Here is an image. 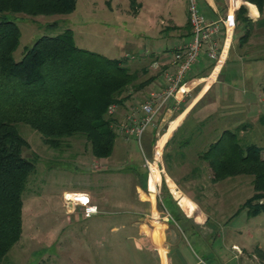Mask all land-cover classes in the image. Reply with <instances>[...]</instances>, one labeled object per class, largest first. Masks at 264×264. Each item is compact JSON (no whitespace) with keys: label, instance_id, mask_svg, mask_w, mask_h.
I'll list each match as a JSON object with an SVG mask.
<instances>
[{"label":"rangeland","instance_id":"rangeland-1","mask_svg":"<svg viewBox=\"0 0 264 264\" xmlns=\"http://www.w3.org/2000/svg\"><path fill=\"white\" fill-rule=\"evenodd\" d=\"M87 2L77 0L76 9L68 15L6 13L5 17L14 21L20 30L19 44L13 53L14 59L20 60L25 49L38 37L55 35L70 29L78 47L108 58L125 57L126 62L131 61V55L136 53L135 47L138 48L140 44L135 36L137 26H130L119 12H112L108 7L102 11L90 10L96 5L87 6ZM97 3L101 5L99 0ZM52 23L55 24L50 25ZM258 70L263 73V60ZM136 83L141 84L142 79L138 77ZM131 87L123 93L125 97L130 95ZM138 105L139 103H132L131 107L133 109ZM116 110L115 106L110 110L108 108V113L114 118ZM242 112L241 121L249 125L243 124L242 132L239 130L240 141L262 147L261 155L264 157L263 78L260 81L259 95L248 96ZM124 116L125 113L122 117ZM122 117L116 119L118 122L112 119L111 128L117 136L128 138L129 136L116 127L117 123L126 118ZM16 125L20 135L29 144L23 154L35 163V170L28 176L22 193L20 233L9 247L5 256L6 264L158 263L151 251L138 239L136 227L148 230L146 225L151 229L156 224L152 223L154 219L148 210L144 214L145 206L138 200L135 180L131 176L133 171L144 174L145 183L148 182L147 187H150L151 178L148 174L154 171V167L151 164L148 167L145 159H149L151 163L155 159L154 152L143 157L138 142L133 139L129 142V152L134 155L135 164L130 166L126 162L125 145L118 143L117 137L109 155L94 156L89 142L81 134L63 138L59 145L53 147L46 144L43 135L28 123L20 121ZM161 144L162 141L159 146ZM169 163V152L162 147L157 161L161 179L156 189V205L160 218L155 219L159 222L163 221L161 217H167L166 209L160 202L162 185L166 186L163 182L167 186L169 184L175 197H180V203L186 210L192 211L193 207L173 182L166 181ZM193 171L205 175L197 186L207 190V202L218 209L211 216L219 221L225 217L226 222L224 230L218 233H208L204 237L199 232L187 234L186 244L192 253L199 254L202 243L209 250L214 240L218 239L223 246H230L233 242L238 245L244 243L256 249L257 253L264 254V211L248 217L240 205L253 194L252 176L237 175L214 183L211 179L213 172L206 163L200 165L198 162ZM139 181L141 182L140 177L138 183ZM74 192L78 198L88 193L94 195L89 200L97 207L98 212L86 217L82 205L66 200V194ZM169 202L163 195L162 203L168 206ZM130 223L136 225L131 226ZM143 235L148 237L145 233ZM153 237L159 239L158 230ZM232 249L240 251L237 245H232ZM218 254H222L219 249ZM236 261L234 264H237ZM259 263L264 264V261L260 260L255 264Z\"/></svg>","mask_w":264,"mask_h":264},{"label":"crops","instance_id":"crops-1","mask_svg":"<svg viewBox=\"0 0 264 264\" xmlns=\"http://www.w3.org/2000/svg\"><path fill=\"white\" fill-rule=\"evenodd\" d=\"M87 1V6L96 5L90 10L102 11L108 7L112 12H119L130 26H137L135 36L140 44L138 48L135 47V55H131V61L126 64L132 71L139 72V79H142L144 85L140 89L131 87L130 95L124 103L115 106V120L124 113L127 117L132 110V103L140 104L148 95L162 89V71L174 70V53L190 33L187 1L99 0L101 5H98L97 0ZM240 6L245 8L244 16L251 23L247 38H243L244 27L236 21ZM198 8L205 20L218 22L220 28L224 29L221 21L227 18L232 28L229 47L217 77L212 80L209 78L214 60L203 52L185 75V79L191 82L188 91L177 92L164 102L144 130L140 141L133 136H117L118 143L125 145L126 162L130 166L135 164L134 155L129 152V142L133 139L138 142L143 157L155 153V159L150 163L154 167V171L149 172L150 187H147L148 182L145 183L144 174L133 170L131 174L135 180L138 200L145 206L144 214L148 210L154 219L152 223L156 224L151 229L146 225L148 230L136 227L138 239L151 251L157 264H234L235 260L237 264H255L264 261V254L257 253L248 244L238 245L233 242L230 246H223L215 239L211 250L202 243L198 254L189 249L185 236L199 232L204 237L208 233L224 230L225 217L219 221L211 216L218 209L207 202V190L197 186L205 175L193 170L198 162L209 166L202 155L223 131L241 130L243 124L249 125L241 121L245 101L248 96L259 95L260 81L264 79V71L259 73L258 70L261 61H264V4L260 11L255 3L247 0H199ZM218 43L220 47L223 44L222 33ZM140 116L141 112H136L135 123ZM120 124H116L119 129ZM160 141L162 144L159 146ZM162 147L169 152L166 181L173 182L193 207L192 211L186 210L180 203V197H175L169 184L167 186L164 183L166 186L162 188L160 202L166 209L167 217H161L163 221L159 222L155 219L160 218L156 205V189L161 179L157 161ZM138 177L141 180L139 183ZM219 181L222 180L213 182ZM163 195L170 200L168 206L162 203ZM84 196L87 197L86 194ZM88 196L91 200L94 195L88 193ZM156 230L159 231V239L153 237ZM232 245L239 246L240 251L233 250ZM218 249L222 254H218Z\"/></svg>","mask_w":264,"mask_h":264},{"label":"trees","instance_id":"trees-1","mask_svg":"<svg viewBox=\"0 0 264 264\" xmlns=\"http://www.w3.org/2000/svg\"><path fill=\"white\" fill-rule=\"evenodd\" d=\"M247 1L262 10L264 0ZM76 4L77 0H0V264H6L9 247L19 236L22 193L35 170V163L23 154L29 144L16 124L28 123L53 147L63 138L81 134L94 156H107L117 137L108 108L123 104L129 86L144 85L136 83L139 72L127 66L125 57L108 58L78 47L70 29L38 37L20 60L14 59L20 30L6 13L68 15ZM245 14L240 6L236 21L245 29L243 38L251 26ZM238 132L223 131L202 157L213 181L252 176L253 194L241 209L255 216L264 211L263 149L243 144Z\"/></svg>","mask_w":264,"mask_h":264},{"label":"built area","instance_id":"built-area-1","mask_svg":"<svg viewBox=\"0 0 264 264\" xmlns=\"http://www.w3.org/2000/svg\"><path fill=\"white\" fill-rule=\"evenodd\" d=\"M188 22L190 33L182 42L181 46L174 53L175 68L172 71H162L160 81L162 89L159 92L151 93L138 106H135L120 124L121 132L127 137L133 136L140 141L146 127L151 123L153 116L161 108L164 102L177 92H186L190 88L191 82L185 79V75L192 65L198 61L199 56L205 52L207 57L214 60L213 70L209 78L217 77L226 55L231 40V25L227 23V18L222 20L223 28L221 29L218 22L207 21L201 15L198 2L199 0H186ZM223 34V44L221 47L218 38ZM140 110V111H139ZM111 112V111H110ZM141 112V116L135 123L134 115ZM146 164L150 167L149 159H145ZM150 171V168H149ZM149 175V174H148ZM159 184H157L158 186ZM72 194H76L75 192ZM73 202H79L84 207L83 214L88 217L98 212L97 207L90 203L89 197L85 201L78 197L68 199Z\"/></svg>","mask_w":264,"mask_h":264},{"label":"bare ground","instance_id":"bare-ground-1","mask_svg":"<svg viewBox=\"0 0 264 264\" xmlns=\"http://www.w3.org/2000/svg\"><path fill=\"white\" fill-rule=\"evenodd\" d=\"M78 194V193H77ZM74 197H77V195L76 194H72V193H69L68 195L66 194V200H68V199H72V198H74ZM85 196L83 195L82 197L81 196H79V198H78V200L79 199H81L82 201H85ZM77 203H79V202H77ZM80 204V203H79ZM81 205V204H80Z\"/></svg>","mask_w":264,"mask_h":264}]
</instances>
